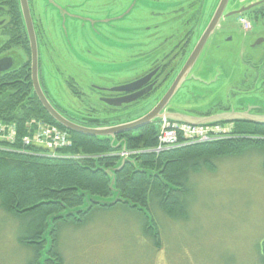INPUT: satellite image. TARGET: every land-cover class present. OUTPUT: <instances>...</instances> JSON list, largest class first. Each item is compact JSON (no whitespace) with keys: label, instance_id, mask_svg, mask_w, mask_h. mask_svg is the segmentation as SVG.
Here are the masks:
<instances>
[{"label":"rangeland","instance_id":"rangeland-1","mask_svg":"<svg viewBox=\"0 0 264 264\" xmlns=\"http://www.w3.org/2000/svg\"><path fill=\"white\" fill-rule=\"evenodd\" d=\"M235 1L243 6L249 0ZM218 2L203 0L202 13L196 23L199 0H123L119 7L125 8L127 17L120 32L125 33V39L118 47L113 46L109 36L99 33L85 41L79 40L78 35L74 43L56 41L40 46V78L48 99L63 108L81 105V99L74 97L66 87V79L73 77L93 100L91 84L107 85L108 78L116 82L142 74L169 53L186 32L193 31L187 48L189 52ZM107 3L108 0L90 1L92 7H101L102 11H106ZM179 7L183 12H176ZM149 11L156 12V17L146 13ZM143 17L159 25L156 39L142 40L138 31ZM263 33L261 22L254 23L246 35L238 24V16L220 20L217 31L205 43L190 74L196 79L186 83L197 95L195 101H200V108L206 109L218 101L231 112L264 106V87L252 95L242 93L245 79L251 83L253 78L250 74L247 78V72L252 70L251 66H258L257 61L264 54V49L261 51L254 46L256 37ZM216 35L219 36L215 40ZM225 35L232 36V40L226 41L228 36L223 39ZM80 42L84 44L79 45ZM110 46L113 50H106ZM151 48L155 49L148 52ZM142 53L146 55L144 58ZM247 57L256 58L255 62L248 63ZM259 64L264 69V62ZM171 82L164 83L128 111V107L115 111L114 117H120L123 123L145 115ZM257 85L260 86L258 78ZM230 126H219L216 131L226 135ZM4 138L10 139V136ZM263 154L262 150L252 147L241 154L211 158L212 168L202 166L190 171L186 178L185 217H170L157 204L150 207L158 227L157 238L145 232L140 216L133 210H125L122 204L93 209L80 226L61 225L59 249L63 264H262L259 244L264 239ZM19 223L14 215L0 207V264H26L32 258L33 250L17 241ZM39 264H44L40 255Z\"/></svg>","mask_w":264,"mask_h":264},{"label":"trees","instance_id":"trees-1","mask_svg":"<svg viewBox=\"0 0 264 264\" xmlns=\"http://www.w3.org/2000/svg\"><path fill=\"white\" fill-rule=\"evenodd\" d=\"M23 73L20 68L0 72V124H12L16 130L12 141L0 138V207L19 220L18 243L33 250L26 264H39V255L44 264H63L61 225L80 226L95 208L122 204L140 216L145 232L157 238L150 207L157 204L170 217H185L190 171L212 168L211 158L248 148L264 152V124L232 125L227 137L160 152L150 150L157 145L156 121L116 136L68 131L44 110L30 84L18 81ZM38 122L66 130L69 144L54 151L24 144L22 136ZM122 151L131 153L124 158ZM259 252L264 264V239Z\"/></svg>","mask_w":264,"mask_h":264},{"label":"flooded vegetation","instance_id":"flooded-vegetation-1","mask_svg":"<svg viewBox=\"0 0 264 264\" xmlns=\"http://www.w3.org/2000/svg\"><path fill=\"white\" fill-rule=\"evenodd\" d=\"M26 1L37 46L36 77L39 86L50 104L64 118L81 125L98 127L111 126L120 123L121 118L118 116L114 117L115 111L120 109L123 110L122 108L124 107H128L127 110L125 109L128 111L135 105L139 104L140 100L155 93L164 83L167 81L169 82L170 80L172 81L191 51L189 50V52H187V48L191 41L193 31H188L184 34L181 40L170 49L169 53L165 54L159 61H155L152 66L142 74L124 81L116 82L108 78L107 82H110L107 85L91 84L90 92L93 94V100L90 99L91 96H88L85 93L84 89L77 84L73 77H68L66 79V87L74 97L81 99V105L78 104L71 108H63L61 105L53 104L44 91V86L40 78L41 58L39 47L54 44L56 41V43L59 44L66 42L74 43L76 39H78V35L80 37L79 40L85 41L91 39V36L97 33L109 36L112 39L113 46L118 47L119 43H122L125 39V33L120 32V26H124L123 21L127 17L125 8H121V6L119 7L121 4L120 2L123 0H108L106 11H102L103 9L98 6L92 7L90 4L91 0H87L84 3H82V0L80 3H73L74 0ZM199 1H201V5L196 18V23L198 22L199 16H201L200 14L202 13L203 6V0ZM258 2V5L250 6V8L244 12L230 14L243 7ZM109 4H112L113 6L108 7ZM176 12L181 13L183 11L179 7ZM146 13L152 18L156 17V12L154 11ZM228 16H238V24L241 30L248 35L252 30L254 23L261 22L264 24V0H249L243 6L240 5L238 1L228 0L222 11L220 20ZM132 18L134 19V17ZM141 20L143 24H140V30L138 33H141L142 40L156 39L155 34L156 31L160 29L159 25L154 21L151 22L147 17H143ZM220 20L208 39L217 31ZM128 24L130 23L128 22ZM81 25L85 26L83 30L78 29ZM160 25H162L161 20ZM218 36L216 35L213 39L216 40ZM226 36L228 35H225L223 39ZM225 40H232V36L226 37ZM30 44L31 40L27 32L26 22L24 21L19 0H0V72L3 73L14 68H20L24 73L18 81L25 85H28L29 83L31 92L35 94L32 79L33 60ZM81 44L84 43L80 42L79 45ZM100 46L102 47V43ZM113 46H110L109 48L106 47V50H113ZM254 46H258L261 51L264 49V33L256 37ZM154 49L155 48H151L148 52H151ZM110 52L113 53V51ZM142 56L144 58L146 55L142 53ZM199 56L187 73L180 88L168 100L161 112H159V116L155 117L146 125L153 124L156 119H191L192 122L201 121L202 123L250 126H253L254 124H264V106H256L249 111L239 110V112H231L228 107H225L222 105L223 103L218 101L217 104L212 103L206 109L200 108V101H195L197 95L186 86L187 81H190V79H196V76L191 77L190 74L197 63ZM184 57L185 59L183 62L179 63ZM247 58L248 63L255 62L254 60L256 59L251 57ZM263 58L264 54L258 59V66H251L252 70L247 72V76L250 74L253 78L251 79V83H248L247 79H245L243 86L244 89H242L244 95H252V92L256 90H263L264 78L261 79V76L264 77V69L262 68L263 65L259 64V62H264ZM176 59L179 60L173 64L172 62H175ZM253 70L256 71V74ZM20 75L21 74H19V76ZM247 78H249V76ZM257 78L260 81V86H256ZM100 79L104 80L103 78ZM168 87L162 93L163 95ZM162 94L159 97L160 99ZM159 98L157 99L158 101L160 100ZM154 100H156V98ZM114 135L116 136L117 133Z\"/></svg>","mask_w":264,"mask_h":264},{"label":"water","instance_id":"water-1","mask_svg":"<svg viewBox=\"0 0 264 264\" xmlns=\"http://www.w3.org/2000/svg\"><path fill=\"white\" fill-rule=\"evenodd\" d=\"M228 0H219L217 7L213 13V16L211 17L210 21L208 22L207 26L204 28L203 32L199 36L197 42L195 43L193 49L187 56L185 62L183 63L182 67L174 77L173 81L171 82L168 89L165 91L164 95L161 97V99L155 104V106L149 110L145 115L138 117L136 119L114 124L111 126H98V127H90L81 125L78 123H75L71 120H68L67 118H64L47 100L46 96L44 95L43 91L41 90L37 77H36V65H37V46L34 39V31L31 24V18L28 11V5L26 0H19L20 7L23 13L24 21L26 22V28L29 35V38L31 40L30 49H31V55H32V73H33V86L35 94L40 101L42 107L44 110L50 115L51 118L55 120L56 123L61 125L64 129L68 131H72L75 133H80L84 135H90V136H113L116 133H121L124 131H130L137 128H140L149 122H151L155 117L159 116V112L164 108L165 104L168 102V100L177 92V90L180 88L182 82L184 81L187 73L191 69L192 65L196 61L197 57L199 56L200 52L202 51L208 37L216 27L217 23L219 22L221 18L222 11L226 5ZM258 3H254L252 5L246 6L241 8L238 11H235L230 14L234 13H241L250 8V6L258 5ZM175 121H181L186 122L189 124H202L205 125L206 123H202L201 121H194L192 122L191 119L187 120H180V119H173ZM189 120V121H188ZM211 124V123H207ZM124 150V147H122ZM116 198V197H115ZM111 199L109 202H112L115 200ZM95 201H101L102 200H95Z\"/></svg>","mask_w":264,"mask_h":264},{"label":"built area","instance_id":"built-area-1","mask_svg":"<svg viewBox=\"0 0 264 264\" xmlns=\"http://www.w3.org/2000/svg\"><path fill=\"white\" fill-rule=\"evenodd\" d=\"M33 121V120H32ZM161 127L157 135V145L150 150L160 152L179 146H183L192 142H206L216 140L226 135H222L216 131L219 126H191L187 124H176L168 121H162ZM4 132H6L4 134ZM9 135L10 139L4 136ZM16 130L14 125L7 126L0 124V138L12 141L15 138ZM24 144H36L44 147L49 151L56 148L64 147L69 144V140L64 131L49 123L38 122L36 127L30 134L22 136ZM128 154V153H126ZM122 155V154H121Z\"/></svg>","mask_w":264,"mask_h":264},{"label":"bare ground","instance_id":"bare-ground-1","mask_svg":"<svg viewBox=\"0 0 264 264\" xmlns=\"http://www.w3.org/2000/svg\"><path fill=\"white\" fill-rule=\"evenodd\" d=\"M17 122V121H16ZM157 141V140H156Z\"/></svg>","mask_w":264,"mask_h":264}]
</instances>
